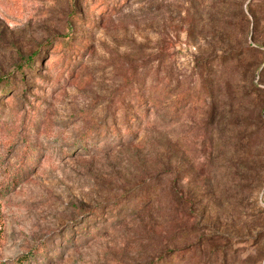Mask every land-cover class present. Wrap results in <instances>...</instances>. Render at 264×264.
<instances>
[{
  "label": "rangeland",
  "instance_id": "obj_1",
  "mask_svg": "<svg viewBox=\"0 0 264 264\" xmlns=\"http://www.w3.org/2000/svg\"><path fill=\"white\" fill-rule=\"evenodd\" d=\"M23 256L264 264V0H0V264Z\"/></svg>",
  "mask_w": 264,
  "mask_h": 264
},
{
  "label": "trees",
  "instance_id": "obj_2",
  "mask_svg": "<svg viewBox=\"0 0 264 264\" xmlns=\"http://www.w3.org/2000/svg\"><path fill=\"white\" fill-rule=\"evenodd\" d=\"M78 17H80V14L79 13H77V15L74 18V20L77 19V21H81V19L78 18ZM71 32H72V30H71ZM71 35H72L71 39H73L74 38V33H72ZM68 52H69V54H67V52L65 53L64 65H62L64 67H65V64L66 63L69 64V61L72 60V58H73L72 54L73 53H78L76 47L70 48L68 50ZM35 58H36V55H33V56H31V58H29L27 60V62H29L31 64V68H32V66H33V64L35 62V60H34ZM223 61H224V63L226 65H231L232 63H234L236 61V58L233 55H231V56L229 55L225 59H223ZM52 67H54V64H53ZM21 77H22V79H25L26 78V74L24 72H21ZM8 86H9V88L12 87L11 84H8ZM189 101H190V98L189 97H181V98H179V101L178 102L179 103H185V102H189ZM148 103H149V100L145 99V97H143V95H141L140 93H138V98L136 100V104L135 105H137V106H144V105H148ZM121 110H122V112L124 114V117H125V120L123 122V126L124 125L126 126V130L125 131L128 134H131V131H130L129 128H131V125H132L133 121L137 118L136 116H134V113H137L139 115H140V113L138 112V110H135V108H133L131 106H124V102H122ZM106 130L111 131V133H116L117 135L121 136L120 131L117 130V129L109 130L108 128H106ZM30 260H31V256H23V257H20L19 260H16L15 264H27V263H29ZM162 264H168L167 263V260L163 261Z\"/></svg>",
  "mask_w": 264,
  "mask_h": 264
}]
</instances>
